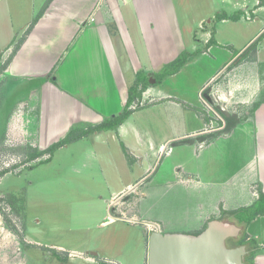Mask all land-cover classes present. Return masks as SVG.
Returning <instances> with one entry per match:
<instances>
[{
  "label": "crops",
  "instance_id": "1",
  "mask_svg": "<svg viewBox=\"0 0 264 264\" xmlns=\"http://www.w3.org/2000/svg\"><path fill=\"white\" fill-rule=\"evenodd\" d=\"M204 1L51 0L3 72L7 77L17 79L47 77L40 84L41 89H37L40 92L34 89L30 97H33L37 114L39 107L42 114V97L48 90L51 92V104L64 114L63 121L59 116L54 120L52 128L61 137L53 143L72 127L96 125L120 113L126 104L128 87L137 76L148 77V81L153 78L156 82L153 75L183 50H200L160 83L149 82L151 85L140 98L141 102L149 103L147 107L161 114L157 121L168 124L171 128L169 133L158 136L149 129H140L146 119L141 117L133 119L134 123L128 117L116 130L94 131L95 137L109 131L112 137L116 134L123 139L126 142L123 144L125 154L140 158L141 166L147 164L139 179L151 181L156 177L157 185L163 188L162 196L173 193L174 189L187 190L186 199L179 196L178 201L170 200V203L183 205L185 216L178 228L168 229L172 225L170 221L153 218L162 223L163 232L197 234L208 220H229L226 212L249 206L260 193L264 195V0H208L216 11L207 26H202L203 20L198 21L197 28L201 32L198 33L193 21L188 23L184 15L181 25L178 14L188 13L197 4L202 6ZM220 13L227 17L216 18ZM184 22L189 26L183 25ZM248 22L250 27L245 28L248 35L240 47H235L232 39L221 38L218 24L232 26ZM237 25L235 30L239 31ZM17 32L13 29L10 33H0L4 38H0L1 50L11 44L9 42ZM210 38L212 42L208 44ZM254 40L257 41L255 48L244 52ZM228 69L232 70L231 74L221 78ZM199 76L203 78L195 86L197 100L190 104L189 99L181 94L184 87L179 85ZM208 88L211 95L213 91L218 93L219 100L227 107L235 104L247 110L241 114L236 110L228 113L215 108L222 116L217 128L210 127L211 120L205 113L201 121L193 113L197 124L178 132L173 127L177 120L168 113L177 114L180 102L184 106L203 109L202 96L210 108L212 101L211 95L206 93ZM40 93L38 105L36 99ZM32 115L29 113L28 132L38 147L39 139L32 127L40 128L44 122L42 117L30 127ZM228 121L235 122L229 129L226 128ZM130 134L135 135V142L132 137L129 139ZM50 144L38 148L44 149ZM154 158H160L159 169L148 176ZM125 186L133 187L130 183ZM119 191L113 193L109 206L112 207L116 196L121 195ZM141 192H136L138 197L146 196L147 191ZM131 205L129 202V207ZM117 211L124 213L113 210V214L107 215L101 224H112L132 216L128 210ZM142 230L144 240L138 264H145L147 258V232L143 226ZM245 232L247 238L255 243L252 264H264V214H256ZM25 241V245H31L29 238ZM49 246L56 250L55 255L59 259L64 252L63 245L51 243ZM93 252L97 251L90 249L89 253L94 255ZM114 260L122 264L119 259Z\"/></svg>",
  "mask_w": 264,
  "mask_h": 264
},
{
  "label": "rangeland",
  "instance_id": "2",
  "mask_svg": "<svg viewBox=\"0 0 264 264\" xmlns=\"http://www.w3.org/2000/svg\"><path fill=\"white\" fill-rule=\"evenodd\" d=\"M45 1L0 0V33L18 30L9 42L10 45H6L3 50L0 46V172L5 170L0 175V264H120L114 259H119L122 264H138L144 240L142 226L147 234L154 229L161 230L162 223L153 220L161 217L162 220L172 223L168 229L177 227L185 216L182 212L183 205L180 206L179 202L170 203V200L172 198V201H178L179 196L186 199L187 190L174 189L173 193L162 196L160 193L163 188L157 185L156 177L151 181L139 179L147 164L141 166L140 158L125 154L123 144L126 142L116 134L112 137L109 131H104L99 137H95V132H87L56 149L50 158L43 155L31 161L27 160L31 147L38 148L61 137L52 127L58 116L60 121L65 119L64 114L51 104V92L48 90L44 91L42 97L44 110L41 114L42 109L39 107L37 114L35 106L33 107V97L30 96L32 91L41 89L40 81L34 82L37 78L26 80L7 77L3 72L8 65L4 66L5 62L11 57L14 47ZM215 11L208 0H205L202 6L197 4L188 13H179L178 16L181 25L183 15L188 23L193 21L194 29L199 33L201 29L197 28L198 21L203 20L202 26H207ZM28 22L25 28L19 30ZM187 22L183 25L189 26ZM236 25L217 26L221 29V38L232 39L235 47H240L246 41L245 35L248 33L245 28L250 27V23L238 24L240 32L235 30ZM158 72L153 75L154 78ZM231 72V69L224 71L221 78L227 77ZM202 78H189L185 85H179L184 87L181 94L189 99L190 104L196 103L195 86ZM35 84L38 86H33ZM210 90L208 88L206 93L211 95ZM40 96L41 93L36 99L37 104ZM27 97L30 98L29 101ZM218 97V93L213 91L209 108L202 96L204 108L198 107L199 112L196 111L197 107L184 106L180 102L177 114L168 113L177 120L173 127L178 132L191 128L193 124H197L193 113L199 120H204L205 113L211 120L210 127L217 128L222 118L218 109L228 113L236 110L241 114L247 110L232 103L235 108L230 105L227 107ZM135 103L136 109L131 108L133 112L128 119L132 121L137 117L146 118L147 124L144 120L143 125L139 126L140 129H149L158 136L171 131L168 124L157 121L161 119V114L154 108L147 107L149 103L142 104L137 100ZM188 110L192 113L185 114L184 111ZM29 113H33L30 127L43 117L44 123L40 128L32 127L39 139L38 147L33 135L28 132ZM131 137L135 142V135L130 134L129 139ZM136 142L139 144L137 140ZM46 158L49 159L44 161ZM159 159L151 160L153 168L148 176L159 169ZM127 183L133 187L125 186ZM116 191L121 192V195L116 196L111 210L108 203ZM141 191H147L146 196L138 197L136 192ZM11 197L16 199L14 206L9 201ZM129 202L133 204L131 207ZM119 209L131 213L129 218L122 217L126 221L130 219L131 223L121 220L112 224H101L106 221L107 215H112L113 210L120 212L117 211ZM131 218L135 220L131 221ZM28 238L31 245H25ZM51 243L63 245L64 252L59 255V259L55 255L56 250L48 248ZM93 248L98 253L96 257L89 253ZM65 251L83 254L90 261L86 262L78 255L67 257Z\"/></svg>",
  "mask_w": 264,
  "mask_h": 264
},
{
  "label": "water",
  "instance_id": "3",
  "mask_svg": "<svg viewBox=\"0 0 264 264\" xmlns=\"http://www.w3.org/2000/svg\"><path fill=\"white\" fill-rule=\"evenodd\" d=\"M240 232L236 223L216 218L197 234L154 229L147 234L146 264H243L249 252L246 245H228Z\"/></svg>",
  "mask_w": 264,
  "mask_h": 264
},
{
  "label": "trees",
  "instance_id": "4",
  "mask_svg": "<svg viewBox=\"0 0 264 264\" xmlns=\"http://www.w3.org/2000/svg\"><path fill=\"white\" fill-rule=\"evenodd\" d=\"M50 1L51 0L45 1L42 8L36 14V17L28 25L23 37L21 38L19 43L14 47V49L12 51V55L18 49L20 44L23 42L26 35L29 33L30 29L36 23V21L41 16V14L43 13V11L47 7V5L50 3ZM222 17H227V15L225 13H220V14L216 15V18H218V19H221ZM229 17L230 18H236L234 16H229ZM211 42H212V39L210 38V40L208 41V44ZM256 42L257 41L254 40L244 50V52L249 50L250 48H255ZM197 51H200V50H195L193 52L183 50L174 60L164 64L161 67V69L159 70L157 77L155 78L156 79L155 84L160 83L166 75H170V74L177 72L178 69L187 61V59L190 57V55L197 53ZM10 59H11V57L5 62L4 66L9 63ZM46 79H47V77L37 78L34 82L40 81V83H39V85H40ZM149 85H150V83L148 81V77H144V76L141 77L140 75L137 76L135 82L128 87V96H127L126 104L124 105V108L120 113H118L116 115L109 116L103 122L96 124V125H89L87 127H72L66 133V135L64 137H62L61 139L51 143L49 146H47L44 149L31 147L30 148V154L28 155L27 160L31 161V160H33L37 157L43 156V155H48V157L50 158L52 156V153L56 149H58L59 147L63 146L64 144L68 143L71 140H74L76 138L81 137L82 135L86 134L87 132L102 131V130H116L117 127L120 124H122L130 116V114L133 112V109L130 108V105H132V103L136 102V100H137V102H140L142 92ZM33 86L37 87L38 85L35 84ZM134 109H136V108H134ZM196 111L199 112V109H197ZM234 124H235L234 121H232V122L228 121L226 123V128L229 129ZM49 158H46L44 161H47ZM4 172H5V170L4 171L2 170V172H0V175ZM9 201L14 206V202L16 201V199L14 197L13 198L11 197V199H9ZM15 209L17 210V207H15ZM258 213L264 214V195L262 193L259 194L258 199L255 202H253L251 205L241 207V208H238V209L233 210V211L226 212V214L228 215V218H229L228 221L234 222L241 227L240 234L235 238L229 239L228 245L229 246H236V245H240V244H245L247 250L249 251L246 254V256L244 257L243 264H252L251 259H252V255L254 253V249H255L254 244L255 243L252 240H249L247 238L245 228L248 225V223L250 222V220ZM102 263L107 264L106 262H102Z\"/></svg>",
  "mask_w": 264,
  "mask_h": 264
},
{
  "label": "built area",
  "instance_id": "5",
  "mask_svg": "<svg viewBox=\"0 0 264 264\" xmlns=\"http://www.w3.org/2000/svg\"><path fill=\"white\" fill-rule=\"evenodd\" d=\"M143 93V92H142ZM140 103H142L143 104V102H141L140 101ZM137 106V104L134 102V103H132V105H130V108H135ZM135 219H131V221H134ZM159 229V228H158ZM67 255H68V257H74V256H76V255H78V256H81L82 258H84L86 261H90V258H87V257H84V255L82 254H80V253H78V252H73V251H69V252H67ZM92 260V259H91ZM93 261V260H92ZM111 262V261H110ZM107 263V262H106ZM117 262H115V264H116Z\"/></svg>",
  "mask_w": 264,
  "mask_h": 264
},
{
  "label": "flooded vegetation",
  "instance_id": "6",
  "mask_svg": "<svg viewBox=\"0 0 264 264\" xmlns=\"http://www.w3.org/2000/svg\"><path fill=\"white\" fill-rule=\"evenodd\" d=\"M228 244H229V242H228Z\"/></svg>",
  "mask_w": 264,
  "mask_h": 264
}]
</instances>
